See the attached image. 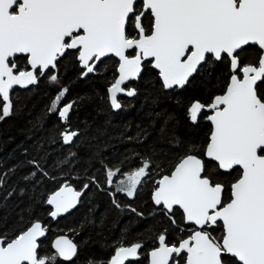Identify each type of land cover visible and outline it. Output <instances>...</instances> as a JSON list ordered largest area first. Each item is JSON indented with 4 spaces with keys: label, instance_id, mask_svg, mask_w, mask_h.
Instances as JSON below:
<instances>
[{
    "label": "snow or ice",
    "instance_id": "1",
    "mask_svg": "<svg viewBox=\"0 0 264 264\" xmlns=\"http://www.w3.org/2000/svg\"><path fill=\"white\" fill-rule=\"evenodd\" d=\"M72 55L83 69L81 78L97 72L103 58H118L119 77L108 89L113 110L122 108L118 93L137 95L134 88L122 85L140 79L145 61L158 70L160 89L173 92L189 86L194 77H211L215 65L227 64L229 76L222 94L215 95L210 104L194 101L188 109L193 124L201 118L211 124L202 149L182 145L174 132L166 133L171 117L160 128L170 149L185 150L171 170L155 180L152 202L178 229L176 212L182 210L190 234L176 243L167 240V230L159 234L150 264H229V258L238 264H264V0H0V121L14 114L15 86L37 85L49 69L58 68L61 58ZM18 57L30 67H18ZM47 79L60 85L47 110L56 112L65 124L60 142L78 146L88 138L91 125L84 121V128L71 129L69 114L78 111L80 104L70 101L61 106L68 87L53 72H48ZM158 102V96L152 97L153 105ZM203 112L209 114L201 117ZM105 130L106 125L94 131L104 135ZM129 139L141 142L139 133ZM48 142L57 141L50 137ZM38 151L43 155L29 160L33 170L20 178L28 182L25 187L8 183L15 168L0 172V189L8 185L0 208L14 195L24 196L26 188L35 187L41 178H55L41 164L47 162L49 153L42 145ZM151 151L160 156L165 149ZM77 157V152L69 150L56 166L74 167ZM104 169L107 187L114 188L109 195L117 209L122 205L116 193L135 198L148 179L164 171L162 156L154 160L150 155L141 157L135 170L108 165ZM237 169L239 176L227 186L229 196L221 178ZM89 179L106 190L94 176ZM88 188V183L81 190L64 184L46 200L55 209L50 215L56 218L76 208ZM127 207L143 217L136 208ZM20 219H24L22 214ZM217 227L222 229L219 238L210 231ZM46 233V226L38 221L11 239L0 232V264H56L57 260L79 264L78 244L64 236L54 240V253L41 255L38 241ZM142 247L140 242L121 243L110 260L89 258L86 264L135 262Z\"/></svg>",
    "mask_w": 264,
    "mask_h": 264
},
{
    "label": "trees",
    "instance_id": "2",
    "mask_svg": "<svg viewBox=\"0 0 264 264\" xmlns=\"http://www.w3.org/2000/svg\"><path fill=\"white\" fill-rule=\"evenodd\" d=\"M255 59L253 56V60ZM114 76L113 60H107L103 64L100 74L84 80L71 57L63 62L58 78L69 90L64 104L70 101L80 104L78 111L73 110L69 114L70 127L73 130L82 129L84 121L91 125L88 138L78 146L63 145L60 142V132L65 124L56 112L47 111L60 91V85L52 84L44 78L36 86L14 91L18 97V100L15 97L13 99L14 114L0 121V172L15 168L16 174L8 183L25 187L28 182L20 178L33 170L27 162L34 158L40 159L43 152L38 151V148L42 145L49 155L47 162L41 161V164L55 178H41L35 187L26 188L24 196L14 195L0 208V217L4 218V222H0V232H6L9 239L24 231L31 222L38 221L47 228V236L40 243L41 255L54 253L51 247L53 239L67 235L79 246V264H86L89 258L110 260L121 243L130 246L136 242L143 245L140 250L142 255L138 261H130L128 264H147L148 253L157 247L156 237L159 234L167 230V240L172 243L185 236L186 226L182 221V213L179 210L176 212V221L180 226L178 229L157 211L151 198L155 179L170 171L185 150L170 149L166 142L167 135L162 137L160 128L165 118L171 117L166 133L174 132L182 145L194 144L202 149L209 139L211 125L204 118L193 124L188 109L194 101L208 104L215 95L223 92L229 76L227 64L215 65L211 77L207 74L194 77V82L179 92L161 90L157 74L146 69L139 82L134 83L137 95L132 99H124L119 111L112 110L107 100L106 89ZM154 96L159 97L156 105L151 103ZM80 98H86V101L81 102ZM156 113H160V116ZM105 125V134L97 135L94 130ZM138 133L141 142L129 139L136 137ZM50 137L56 138L57 142L50 144ZM153 148H163L165 152L157 156L152 153ZM69 150L78 153V157L74 158L78 162L74 167L65 164L58 168L56 162L63 160ZM149 155L154 160L162 156L164 171L154 174L151 179L145 178L148 183L138 189L137 196L133 199L116 194V199L122 205L121 209H117L109 195L113 189L108 188L105 183L104 165L119 166L123 171H131L140 164L141 157ZM153 171L156 172L155 169ZM239 174L240 170L237 169L232 175L221 178V182L226 185L227 195L230 196L227 186ZM92 176L106 190L101 191L92 184L89 179ZM64 183L77 190L88 183L89 188L75 210L54 221L49 217L51 209L46 207V200ZM7 187L6 184L4 189H0V200L4 199ZM129 205L142 212L143 217L131 212L127 207ZM21 214L23 220L20 219ZM213 234L219 238L222 229L217 227ZM56 264H62V261L57 260ZM229 264L238 262L229 258Z\"/></svg>",
    "mask_w": 264,
    "mask_h": 264
},
{
    "label": "flooded vegetation",
    "instance_id": "3",
    "mask_svg": "<svg viewBox=\"0 0 264 264\" xmlns=\"http://www.w3.org/2000/svg\"><path fill=\"white\" fill-rule=\"evenodd\" d=\"M145 26L147 27V21H145ZM252 47H255V46H252ZM66 56H67V54H66ZM69 57H71V58L74 60L75 65L77 66V69H79L80 74H81V72L83 71V69H82V67H81L80 64H79L78 59L75 57V55H72V56H69ZM107 60H113V62L115 63V76H114V78H113L112 83H111V84L107 87V89H106V92H107V100H108V103H109V105H110V99H109L110 94H109V92H108V89L111 87V85L113 84V82L119 77V73H118V71H117L118 64H119V60H118V58H116V57H114V56H110V57H108V58L103 59L101 62H99V63L97 64V69H98L97 72H95V73H90L87 77H83L82 79L84 80V79L89 78V77H91V76H93V75L100 74V73H101V69H102V67H103V64H104ZM64 61H65V58H61V60L58 61V68H57L56 70L49 69L48 72H53L54 74H57V75H58V74L60 73V71H61V67H62ZM17 64H18V67H30V66H27V65H26V63H25L23 57H18V58H17ZM145 65H147V66H146V67L144 68V70L142 71L141 76H142L143 72H144L146 69H149V70L154 71V72L157 74V76H158V70H157V69H154L153 67H151V65H149L147 61H145ZM48 72H46V73L44 74V76L41 77V79H44V78L47 79ZM141 76H140V77H141ZM80 77H81V75H80ZM158 78H159V76H158ZM41 79H40V80H41ZM47 80H48V79H47ZM138 82H139V80H138V81H130V82L126 83L125 85H123L122 87H124L125 89H128V88H134V89L136 90V88L134 87V83H138ZM33 86H36V85H32L31 87H33ZM29 88H30V87H29ZM27 89H28V88H27ZM16 90H21V89L16 88V89L13 90V92L16 91ZM25 90H26V89H25ZM181 90H182V89H181ZM181 90H176V91L179 92V91H181ZM136 91H137V90H136ZM168 91H171V90H168ZM221 94H222V93H221ZM66 96H67V94H65L64 99L66 98ZM134 97H135V96H134ZM132 98H133V97H128V96H126L125 94L118 93V100H119L121 103H123V100H124V99H132ZM64 99L61 101V106L64 105ZM211 102H212V101H211ZM211 102H210V103H211ZM210 103H208V104H210ZM112 110H113V109H112ZM120 110H121V109H120ZM114 111H115V110H114ZM118 111H119V110H118ZM208 114H209V113H207V112H203V113H201V116H204V117H205V116L208 115ZM206 121H207V119H206ZM116 179H117V178H114V182H115ZM155 180H157V179H155ZM114 186H115V184H114ZM155 187H156V185H155V183H154L153 190H154ZM111 189L114 190V188H111ZM152 192H153V191H152ZM116 194L126 196V195L123 194V193H116ZM126 197H127V196H126ZM151 198H152V196H151ZM130 199H133V198H130ZM178 210H179V209H178ZM179 211L182 213L181 210H179ZM185 226H186V230H185V232H184L185 236H184L183 238H186V237L190 234V232H189V230H188V226H187V225H185ZM210 231H212V234H213V230H210ZM213 235H214V234H213ZM177 242H178V241H177ZM175 243H176V242H175ZM157 246H158V244H157ZM155 248H156V247H155ZM153 249H154V248H153ZM153 249H152V250H153ZM152 250H151V251H152ZM151 251H149V252H151ZM148 262H149V253H148ZM148 262H147V264H148Z\"/></svg>",
    "mask_w": 264,
    "mask_h": 264
},
{
    "label": "water",
    "instance_id": "4",
    "mask_svg": "<svg viewBox=\"0 0 264 264\" xmlns=\"http://www.w3.org/2000/svg\"><path fill=\"white\" fill-rule=\"evenodd\" d=\"M105 58H108V57H105ZM105 58H103V59H105ZM116 58H117V57H116ZM103 59H102V60H103ZM141 73H142V72H141ZM117 79H118V78H117ZM138 80H139V79H138ZM138 80H129V81H126L125 84L128 83V82H130V81H138ZM125 84H124V85H125ZM31 86H32V85H30L29 87H31ZM122 86H123V85H122ZM29 87H28V88H29ZM16 88L21 89V90H25L24 88H20L19 86H15V87H14V89H16ZM14 89H13V90H14ZM179 90H181V89H179ZM167 91H168V90H167ZM122 94H124V93H122ZM115 111H118V110H115ZM207 122L210 124V122H209L208 120H207ZM210 125H211V124H210ZM64 184H68V183H64ZM64 184H63V185H64ZM63 185H62V186H63ZM68 185H69V184H68ZM62 186H61V187H62ZM70 186L73 187L72 185H70ZM61 187H60V188H61ZM60 188H59V189H60ZM73 188H74V187H73ZM59 189H58V190H59ZM74 189H75V188H74ZM58 190H57V191H58ZM76 190H77V189H76ZM55 192H56V191H55ZM84 194H85V193H84ZM51 195H52V194H51ZM51 195H50V196H51ZM50 196H49V197H50ZM83 196H84V195H83ZM83 196H81L80 199H82ZM49 197H48V198H49ZM78 205H79V204H78ZM78 205H77V206H78ZM77 206H76V207H77ZM46 207H48L49 209H51V212L55 210L54 207H53L52 205H49V204H47V203H46ZM75 209H76V208H73V209H71L69 212L64 213V214H61L60 216H58V217H56V218H53L51 215H50L49 217H50L51 219H53L54 221H56L57 219L62 218V217H64V216L70 214V213H71L73 210H75ZM181 211H182V210H181ZM40 223H41V222H40ZM41 224H42L43 226H45L43 223H41ZM46 236H47V233H46ZM46 236H45V237H41V238H40V241H38V242L41 243V242L46 238ZM62 236L71 239V238H70L69 236H67V235H60V236H58V237H56V238H59V237H62ZM56 238H54L53 241H52V243H51V247H52V250H53V251H55V249L53 248V244H54V240H55ZM71 240H72V239H71ZM72 241H73V240H72ZM73 242H74V241H73ZM74 243H75V242H74ZM38 251H39V250H38ZM233 259H235V258H233ZM129 262H130V261H129ZM129 262H128V263H129ZM148 264H150V252H149V262H148Z\"/></svg>",
    "mask_w": 264,
    "mask_h": 264
}]
</instances>
